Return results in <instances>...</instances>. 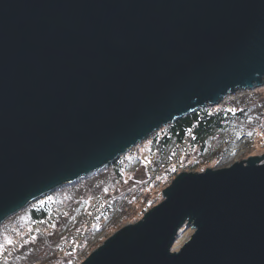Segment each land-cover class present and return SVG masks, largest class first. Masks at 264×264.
I'll return each mask as SVG.
<instances>
[{
  "label": "water",
  "instance_id": "95a60500",
  "mask_svg": "<svg viewBox=\"0 0 264 264\" xmlns=\"http://www.w3.org/2000/svg\"><path fill=\"white\" fill-rule=\"evenodd\" d=\"M262 86L264 0H0V226ZM162 199L80 264H264V155L182 172Z\"/></svg>",
  "mask_w": 264,
  "mask_h": 264
},
{
  "label": "rangeland",
  "instance_id": "374dc122",
  "mask_svg": "<svg viewBox=\"0 0 264 264\" xmlns=\"http://www.w3.org/2000/svg\"><path fill=\"white\" fill-rule=\"evenodd\" d=\"M222 107L233 109L234 112L247 109V118L238 121L222 133L215 132L204 154L188 158L186 164H192V167L190 165L186 168L189 172L201 173L209 168L218 169L228 166H222V163H219L223 159L217 157L220 153H225L223 156L231 155L230 164L247 160L249 157L264 155V86L252 91H238L227 96L219 105L210 109L215 112ZM159 132L161 130L155 134ZM154 135L117 159L122 158V161L126 162L127 167L121 171L122 178H118L111 168L112 163L94 174L73 184L63 186L35 201H40L37 205L42 208L48 207L47 205L51 202L60 204L67 202L66 211L59 215L54 222L58 229L62 224L59 232L61 238L68 239L75 234L82 235L85 228L90 226V235L85 239L81 248L84 256L91 254L122 227L140 221L148 210L163 201L162 191L171 185L178 174L185 172L181 171L182 167H178L175 168L173 174L167 173V176L154 179L150 184L147 183L149 177L146 174V169L150 166L148 161L153 156ZM115 180H117V184L112 183ZM72 201L75 203H71ZM24 210L7 219L0 226L1 246H8L22 235L20 232L26 228L23 224L25 222L23 220ZM99 211L102 214L96 216ZM91 218H93V222L89 224ZM21 224L23 225L21 226ZM184 229L180 232L173 250L179 251L191 238L193 231L190 228ZM53 230L54 227H51L44 228L42 231L44 234L50 235ZM72 242L75 246L79 244V240L75 238L69 239V244ZM67 246L65 245V248ZM62 254L61 250L56 252L57 257ZM49 259L48 255L42 256L40 264H51ZM35 264H39V262Z\"/></svg>",
  "mask_w": 264,
  "mask_h": 264
},
{
  "label": "trees",
  "instance_id": "16d2710c",
  "mask_svg": "<svg viewBox=\"0 0 264 264\" xmlns=\"http://www.w3.org/2000/svg\"><path fill=\"white\" fill-rule=\"evenodd\" d=\"M247 112V109L241 112H234L233 109L229 110L225 109V107H222L221 109L214 112L211 111L210 108H206L186 117L180 118L173 124L165 127L163 130L161 129V132L158 134H153V156L148 161L150 166L146 169L147 176L150 178L153 171L162 167L164 160L171 148L182 143L186 137H190V145L193 147L194 153L191 155L186 153V155L182 157L180 166H178L180 168L182 167L183 170L181 171H186L187 167L190 165L192 167V164H186L188 158L191 159L196 155L198 156V154L200 156L204 154L208 148L209 141H212L211 139L215 132L222 133L223 131L231 128L238 121L247 118ZM224 154L225 153H220L217 156L219 158H223L219 162L222 163V166L229 165V161L231 159V155L223 156ZM126 167V162H123L122 158L115 161L111 165V168L115 171L118 178H122L121 171ZM112 183L117 184L118 182L115 180L112 181ZM39 202L40 201L31 203L25 208V217L23 218L25 222L23 224L26 228L22 230L20 234L30 231L32 228H34L36 223L47 219L49 216L48 212L50 210L60 209L62 206H68L67 202L62 204L51 202V204L47 205L48 207L42 208V206L37 205ZM71 203L75 202L72 201ZM23 224H21V226ZM56 226L54 223L52 226L54 227L52 234H46L48 240L47 244L41 235L34 236V238L20 247V250L17 253V258L10 260L8 264H35L37 262L40 264L42 263V256L44 255H48V258H50L49 262L51 264H68L72 258L68 248L74 245V242L69 244V239L72 240L74 237L68 239L61 238L59 236V232L61 230L62 224L59 226V229L56 228ZM77 236H79V234H77L76 237ZM65 245H68L66 249H64ZM2 246L0 245V248ZM60 250L63 252V254L57 257L56 252H60ZM173 251L176 250L174 249Z\"/></svg>",
  "mask_w": 264,
  "mask_h": 264
},
{
  "label": "built area",
  "instance_id": "2783aa9c",
  "mask_svg": "<svg viewBox=\"0 0 264 264\" xmlns=\"http://www.w3.org/2000/svg\"><path fill=\"white\" fill-rule=\"evenodd\" d=\"M191 138L186 137L184 141L173 148L170 149L168 152L164 163L161 168L156 169L153 171L151 177L147 180L148 184H150L154 179L157 178H163L167 176L166 174L171 173L173 174L175 171V168L180 166L182 157L186 155H191L194 153L193 147H191ZM174 167V168H173ZM189 171V170H186ZM185 171V172H186ZM177 173H180V171H177ZM48 211V210H46ZM66 211V207L62 206L60 209H54L50 210L49 216L47 219L43 220L42 222H38L35 224L34 228H32L30 231H26L24 234H22L19 238L14 240L12 243H10L8 246H2L0 248V264H8V262L12 259L17 258V253L20 250V247L34 238L35 235L40 234L43 239L45 240V243H48L47 235L43 233L44 228H51L54 224V222L57 220L58 216L61 214H64ZM100 213V211L96 214V216ZM93 222V218L90 219L89 224ZM88 224V225H89ZM90 226L86 227L83 234L76 237L77 234H75L73 237L77 240H79L78 245H73L72 247H69V253L74 256L71 261H69L68 264H80L86 256L82 254L81 248L85 242V239L89 237V230ZM65 248V247H64ZM66 249V248H65Z\"/></svg>",
  "mask_w": 264,
  "mask_h": 264
},
{
  "label": "clouds",
  "instance_id": "9594fccd",
  "mask_svg": "<svg viewBox=\"0 0 264 264\" xmlns=\"http://www.w3.org/2000/svg\"><path fill=\"white\" fill-rule=\"evenodd\" d=\"M86 257H87V256H86ZM86 257H85V258H86ZM85 258H84V259H85ZM83 261H84V260H83ZM83 261H82V262H83Z\"/></svg>",
  "mask_w": 264,
  "mask_h": 264
},
{
  "label": "bare ground",
  "instance_id": "6f19581e",
  "mask_svg": "<svg viewBox=\"0 0 264 264\" xmlns=\"http://www.w3.org/2000/svg\"><path fill=\"white\" fill-rule=\"evenodd\" d=\"M186 172H189V171H186ZM67 186V185H66Z\"/></svg>",
  "mask_w": 264,
  "mask_h": 264
}]
</instances>
